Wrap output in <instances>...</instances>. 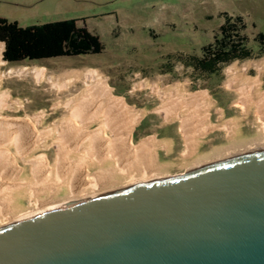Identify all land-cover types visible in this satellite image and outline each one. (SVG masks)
<instances>
[{"label":"bare ground","instance_id":"1","mask_svg":"<svg viewBox=\"0 0 264 264\" xmlns=\"http://www.w3.org/2000/svg\"><path fill=\"white\" fill-rule=\"evenodd\" d=\"M4 51L5 44L0 43V227L74 202L168 179L164 172L169 165L157 164L156 150L167 148L170 142H157L152 136L134 144L133 133L143 112L115 97L97 71L70 74L66 83L57 82L60 85L55 83L59 79L48 77L51 91L62 97L53 101L48 110L17 116L24 106L4 90L5 79L32 75L40 84L47 73L45 68L27 67L3 71ZM80 83L83 89L78 95L66 96ZM262 86L261 74L251 77L245 72L232 73L227 87L238 95L234 105L241 110V118L222 126L227 132V145L196 161H191L196 136L216 129L208 112L213 106L212 98L205 92L192 94L185 88L156 90L154 93L163 94L169 109H182L174 117H170L168 108L164 110L165 123H179L184 140L181 167L195 173L264 153ZM57 112L62 113L61 117L52 119ZM251 114L257 132L242 139L236 126ZM25 201L30 205L26 206Z\"/></svg>","mask_w":264,"mask_h":264},{"label":"rangeland","instance_id":"2","mask_svg":"<svg viewBox=\"0 0 264 264\" xmlns=\"http://www.w3.org/2000/svg\"><path fill=\"white\" fill-rule=\"evenodd\" d=\"M62 6L64 14L60 17L56 14L57 5L47 2L40 10L21 9L13 18L29 15L31 18L26 21L19 19V25L25 28L58 20L56 18L86 17L88 30L98 34L105 50L97 55L51 59L37 63L6 62L3 71L27 67L45 68L47 73L46 79L40 84L35 82L32 75H13L5 79L4 90L10 93L14 101L19 100L24 106L17 116H33L41 110H48L53 101L62 97L56 94V91H51L50 78L59 79L55 83L62 80L63 84L70 74L97 71L107 81L115 97L124 99L135 111L143 112L144 116L133 133V143L137 144L152 136L157 142L172 137L174 151L179 153L184 149L179 123H165L164 110L168 108L166 100L163 101V94L154 92L175 88H185L192 94L205 92L212 98L213 106L208 112L211 125L216 129L207 135L196 136L197 144L192 155L197 156L191 160L196 161L204 157L201 155L203 151L212 149L216 144V137L223 142L227 141V132L221 129L223 125L230 126L236 117L241 118V110L234 105L238 95L227 87L232 73L245 72L251 77L261 74L264 89V52H261L256 42V36L259 33L264 34V0H68ZM12 9L11 5L0 4V15L13 14ZM225 14L242 17L244 35L248 38L253 57L225 66L213 76L198 75L192 68L184 65V60L192 55L202 56V47L214 41L224 22ZM59 83L57 84L60 85ZM82 89L83 85L80 83L73 91L66 93V96L70 95L71 98L75 94L78 95ZM171 108H168L171 111L170 117H174L175 112L182 111L174 106ZM61 114L57 112L52 119L61 117ZM236 128L238 137L242 139L255 135L257 124L254 116L251 114L241 119ZM159 148L156 150V159L169 165H166L164 172L166 178L191 173L181 167V159L175 164L166 162L172 160L174 155L167 157L162 147ZM168 148H171V145L164 150ZM47 154L49 156V152ZM159 162L157 164L160 165ZM160 166L162 167V164ZM24 203L26 206L30 205L28 201Z\"/></svg>","mask_w":264,"mask_h":264},{"label":"water","instance_id":"3","mask_svg":"<svg viewBox=\"0 0 264 264\" xmlns=\"http://www.w3.org/2000/svg\"><path fill=\"white\" fill-rule=\"evenodd\" d=\"M0 264H264V153L2 226Z\"/></svg>","mask_w":264,"mask_h":264},{"label":"trees","instance_id":"4","mask_svg":"<svg viewBox=\"0 0 264 264\" xmlns=\"http://www.w3.org/2000/svg\"><path fill=\"white\" fill-rule=\"evenodd\" d=\"M223 16L224 22L214 41L202 47V56L192 55L184 60V65L198 75L213 76L225 66L253 57L242 17ZM0 42L5 44L3 60L9 64L97 55L105 50L97 35L78 27V20L23 28L17 22L0 18ZM256 42L263 53V33L256 36Z\"/></svg>","mask_w":264,"mask_h":264},{"label":"crops","instance_id":"5","mask_svg":"<svg viewBox=\"0 0 264 264\" xmlns=\"http://www.w3.org/2000/svg\"><path fill=\"white\" fill-rule=\"evenodd\" d=\"M73 2H77V1H81V0H72ZM47 2H54V4L57 5V11L56 14L58 15L57 17H60L62 14H64L62 12V8H63V4H66L68 2V0H0V4H7V5H11L12 6V10H13V14H9L6 16H2L0 15V18L2 19H6L10 22H17L19 24L20 20H28L29 15L26 16H21L22 18H13L14 15H16V12H19L21 9H26V10H30V9H35V10H40L41 6H43L44 4H46ZM55 15V14H54ZM58 20H52L51 22H46L44 24H48V23H54V22H60V21H68V20H78V27L80 28H87L86 26V20H88V18H75V19H71V18H56ZM81 24L83 26H81ZM43 25V24H40ZM20 26V25H19ZM35 26V25H33ZM29 27V26H28ZM26 28V27H25ZM88 29V28H87ZM89 31V30H88ZM93 34H96L95 32L92 31ZM164 140H167L170 142L171 148H168L165 151V156L167 157H172L174 155V157L172 158V160H167L166 162H170L171 164H175L176 162H178L179 159H181L182 162V153L183 151H180L179 153L174 151V140L172 137H166L163 138ZM216 144L212 146V149L208 150V151H203L202 152V156H206V154L208 155V153L210 154L212 151H214L215 149L221 148L223 146H225V144H228V139H226V142H223V140H221L220 138H215ZM163 141V140H162ZM207 144V143H205ZM184 150V149H183ZM195 156H197L196 154L192 155L191 160L195 158ZM159 162V161H158ZM160 164H165L167 165L168 163H165L164 161L161 160V162H159ZM181 165V164H180Z\"/></svg>","mask_w":264,"mask_h":264}]
</instances>
